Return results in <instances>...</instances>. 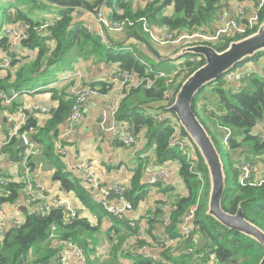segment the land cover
Segmentation results:
<instances>
[{
	"label": "trees",
	"instance_id": "1",
	"mask_svg": "<svg viewBox=\"0 0 264 264\" xmlns=\"http://www.w3.org/2000/svg\"><path fill=\"white\" fill-rule=\"evenodd\" d=\"M225 1L228 0H163L162 2L148 0L142 8L133 10L132 3L128 0H81L84 7L93 12L103 3L124 10L123 15L115 11L112 19L133 20L134 25H127L128 32L142 33L144 29L141 19L145 18L150 26L164 28L166 32L177 36L182 33L207 31L206 29L211 28L212 22L216 20L218 12L224 7ZM42 7L43 5H39L37 0H0V47L3 52L9 49V37L5 33L9 24L21 22L25 26L24 38L15 50L9 52L11 65L6 69L7 76L1 85L4 93L9 94L11 90L21 92L36 89L41 86L38 77L51 75L52 72L75 61L80 55L105 58L116 62L118 69L136 70L141 77L155 80L151 87L143 84L130 90L120 102L116 118L120 122H128L136 135L146 129L148 145L154 146L155 160L159 164L173 160L179 162L180 176L185 183L187 195L180 197L176 202L175 208L168 217L170 223L165 226L164 236L180 238V242L177 246L160 247L161 253L157 255L160 258L159 263L149 256L136 253L135 251L143 245L151 247L158 240L153 232L155 218H151L150 213L147 214L149 217L145 223V234L152 240L149 242L143 238L141 230L144 226L141 222L132 226L129 219L116 217L102 206L94 190L89 189L83 184L84 182H74L69 178L70 173L66 171L67 166L63 163L59 144L63 127L71 114L75 94L68 93L66 89L59 91L52 88L49 91L53 92V100L56 103L50 118L38 125L39 111L33 108L26 109L24 113L27 121L21 127L20 133L33 127V130L29 131L30 139L41 149L40 154L48 160V164L56 167L53 180L59 182L60 188L65 192L74 191L86 209L95 214L98 222L93 225L89 217L80 213L68 219V211L64 208L53 209L45 216L30 209L24 214L22 224L12 226L4 238L0 239V264H59L55 259L59 257L63 245L69 242L77 243L84 249L89 264H119L121 256L132 260V264H259L264 255V247L258 241L237 230L227 228L207 213L210 193L208 169L198 148L181 125L179 137H188L196 153V163L193 168L179 146L172 144L175 137L172 122L176 115L171 113L168 107L174 102L175 97L168 102H171L170 104H165L167 78L158 74L165 72L170 75L176 72L175 83L178 91L182 83L206 63V59L201 55L190 54L180 58L184 59L181 62L172 59L158 60L151 54L150 43L146 44V50L125 43L113 46L111 43L103 42L84 22L76 21L74 14L76 7L61 6L60 12L55 17L38 15L37 8ZM169 7H171L170 13ZM257 16L258 21L252 29L234 36L227 34L225 42L214 47L223 51L232 41L256 32L259 25L264 22V5L257 11ZM44 23H52V25L40 29ZM24 49L35 52L34 58L16 69L17 63L21 62V59H18L22 56L20 50ZM263 58L264 51L258 52L234 68H243L244 65L246 67L247 64L253 63L250 65L252 72L242 81L234 84L226 80L224 74L199 90L194 100V110L213 137L223 157L227 174V188L223 198L224 209L235 213L239 207H242L246 218L264 230V182L242 184L240 171L233 157L234 153L237 154V158L241 154H247L249 159L255 160L257 164H261L260 168L264 169V158H258V155L264 151V141L261 134L255 131L257 123L264 118V70L260 73L256 72V62ZM1 62L2 60L0 65ZM115 78L116 73L113 82H92L86 85L99 88L100 92L105 94L115 86ZM49 81L44 80L43 83L47 85ZM72 83L75 84L74 80ZM13 104L15 105V102ZM209 106L215 107L216 110L209 114L207 110ZM200 112L204 114L209 124L205 118L200 117ZM165 113H171L172 117L163 115ZM219 127H228L232 130L230 149L222 141ZM18 140V137H13L0 153H6L12 160L21 162L26 148L20 147ZM35 157L29 158V165L33 170L36 167ZM144 173L145 165L141 161L134 168L125 193V197L133 204L134 209L149 192L148 185L143 182ZM8 179L10 182L3 187L0 196L1 207L17 206L24 202V180L14 181L10 177ZM113 196L115 197L114 194ZM195 204H198V209L193 220L192 232L185 238L180 232V224L186 212ZM153 213L157 216L162 213V209L158 207L156 213ZM105 218L111 226L103 232L102 225ZM166 219H163L164 222ZM53 225L57 227L58 236L50 239ZM107 247L111 256L108 257V261L101 262L100 256L102 253L105 254Z\"/></svg>",
	"mask_w": 264,
	"mask_h": 264
},
{
	"label": "crops",
	"instance_id": "2",
	"mask_svg": "<svg viewBox=\"0 0 264 264\" xmlns=\"http://www.w3.org/2000/svg\"><path fill=\"white\" fill-rule=\"evenodd\" d=\"M80 1L81 0H71ZM92 1V0H91ZM132 3L133 10H137L143 7L142 0H128ZM256 4L253 0L225 1L224 7L218 12L216 20L212 22V26L206 29L210 33H214L223 27V22L220 20L221 15H225L226 20L238 17L242 21H246V18L251 17L255 13ZM245 10L246 16L240 17V11ZM116 8L113 5L106 4V14L112 18ZM168 12H171L169 7ZM76 21H82L93 31L98 30V24L94 17V12L84 7V3L81 6H76L75 10ZM144 29V28H143ZM166 30L164 28H154L152 26V33L156 38L161 37ZM2 35V33H1ZM230 35V34H229ZM110 43L113 46H119L122 44L135 45L138 49L146 50L147 43L154 48L159 56L151 51L152 56L158 60L171 59L176 52L182 47L176 44H162L159 41L153 39L152 35L145 30L142 33L137 32H117L112 34ZM19 52V51H18ZM21 55L18 59L21 62L17 63L16 69H18L23 63L33 60L35 52L24 49L20 50ZM3 55V49L0 47V61ZM25 57V58H23ZM27 57V58H26ZM184 59H177L181 62ZM253 63L247 64L249 66ZM245 67V65L243 66ZM118 69V64L105 58H99L98 56L86 57V55H80L75 61L64 66L63 68L52 72L51 75L40 76L37 78L40 81L39 87L33 90H23L21 92H15L11 90L8 94L4 93L2 89V82L7 76L6 70H0V95L4 94L7 98L14 96L13 102H8L6 98L0 97V150L6 145L7 138L12 130L13 121L19 118L20 109H32L34 106H55L56 101L53 100V92L49 91L52 88L62 91L66 89L68 93L74 94L75 85L72 81L62 80L64 76L72 71H79L83 75L82 84L94 83V82H107L114 80V74ZM256 72H262L264 70V58L256 62ZM44 80H50L46 85ZM237 82H234L236 84ZM116 86V84H115ZM114 86V87H115ZM117 96L115 93L105 96L91 97L83 108V120L81 125L75 130L74 133L63 136L62 146L64 148V154H62L63 163L66 164V171L70 173L69 178L74 182L83 183L86 177V172L79 169L81 162H86L92 168V170L99 176L103 185L112 184H130L133 175L134 168L143 162L145 165V175L143 182L148 186L147 197L140 202L137 208L134 209V214L138 215L139 221L143 224V238L150 239L145 234V223L147 218L151 214V218H155V228L153 232L157 238H161L165 235L166 227L164 225L165 218L168 219L172 210L175 208L176 202L180 197L187 195V189L185 183L180 176V164L178 161H168L164 164H159L155 160L154 146L148 145V139L146 137V129L141 130L138 134V140L133 146H125L114 138L112 132L105 128L121 127L123 122L117 120L108 112V108L113 104ZM15 102V105L13 104ZM39 116V114H38ZM105 127V128H104ZM106 130V131H105ZM41 152H37L34 161L35 168L32 171V175L39 181L46 185L48 192L51 195L59 196L70 202V206L77 210L82 216L90 218L93 225L97 224L98 219L95 214L86 209L81 201L77 198V194L72 192H65L60 188L59 182L53 180V173L56 171L55 165L48 164V160L44 158ZM247 158V154L243 155ZM141 160V161H139ZM239 163V161L237 162ZM0 170L4 172L6 178L10 177L12 180H20L24 175V166L21 161H14L8 154L0 153ZM156 177L157 180L152 182V178ZM84 184V183H83ZM3 192L2 186H0V196ZM98 197V196H97ZM98 200L100 198L98 197ZM113 203L116 202L113 200ZM23 204V201L17 206H3L5 211L3 218L4 222L8 225L12 224V220L17 217L24 216L23 212L17 207ZM162 209L161 214L156 213L157 208ZM111 226V223L103 220L102 230L103 232ZM179 245V244H178ZM66 247L63 248L59 254V257L55 259L59 264L61 254ZM111 247V246H110ZM136 253L140 255H159L161 253L160 247L152 245L144 250L138 248ZM119 264H132V260L125 257H120ZM63 264H77L74 257L71 255L69 260Z\"/></svg>",
	"mask_w": 264,
	"mask_h": 264
},
{
	"label": "built area",
	"instance_id": "3",
	"mask_svg": "<svg viewBox=\"0 0 264 264\" xmlns=\"http://www.w3.org/2000/svg\"><path fill=\"white\" fill-rule=\"evenodd\" d=\"M253 1L256 4V7H255V13L251 17L246 18V21H242L238 17H234L232 19L226 20L225 15H221L220 20L223 22V27L214 33H210L208 31H197L192 34L182 33L179 36H177L171 32L169 33L166 32L161 37L156 38L152 33V26L149 25L146 19L143 18L141 19V21L144 30L146 32H149L154 40L159 41L162 44H176V45L182 44L183 46L188 44L205 43L214 46L219 43H224L225 35L227 34H230L231 36H234L236 34H243L254 27V25L258 21L257 11L260 8H262V6L264 5V0H253ZM147 2L148 0H142V4L144 5ZM105 10H106V4L103 3L94 12V17L98 24V30L96 31V33L102 39L103 42L110 43L112 34L117 32H123L124 30L127 29V25L130 26L134 25L135 22L128 18L125 20L112 19L105 13ZM116 12L119 15L124 14V10H122L119 7L116 8ZM244 16H246L245 10H241L240 17L242 18ZM49 25H52V23H44L41 25L40 29H45ZM24 27L25 26L21 22H13L10 23L9 26L6 28L5 33L9 37V49L8 51L6 50L3 52L1 58L2 62L0 65L1 70L2 69L6 70L11 65V58L9 52L15 50L18 44L20 43V41L24 38L25 36L23 32ZM251 72L252 69L249 68V66H246L243 68L234 69L226 73L225 78L229 82H238V81H242L245 78V76H247ZM115 73H116V78H115L116 86L113 87V89L110 92L105 94L101 93L99 88H93L89 85L82 84L83 76L79 71L68 73L66 74V76L63 77V79L65 80H74L75 101L72 105L70 117L67 123L64 125L63 132L60 135L61 143L59 144V146L61 147L62 154H64V148L62 146L63 136L74 133L75 130L78 128V126L81 125L84 116L83 108L91 97L97 95L108 97L110 94L115 93L117 98L115 99L113 104L108 108L109 114H111L115 118L116 113L119 110L120 102L127 95V93L130 92V90H132L133 88H138L143 84L146 85L147 87H151L155 83V80H153L152 78L141 77L138 71L136 70L119 68L116 70ZM176 74H177L176 72L170 75H167L165 72H160L158 74V76L160 77L167 78L166 80L167 86L165 90L166 104H170L171 102L170 103L168 102L173 97H176L177 94L176 83H175ZM0 97L1 98L5 97L9 103L14 99V96L7 98L4 94H1ZM172 103L168 107L171 113L172 111L170 110V107ZM32 108L39 111L37 124L40 125L44 121L50 118L53 106L50 107L34 106ZM26 109H20L19 118L16 121H13L12 130L10 132L9 138L6 141V144L9 143L13 137H18L19 139L23 137L25 140L26 150H25L24 158L22 160L25 173L20 179V180H24L23 193L25 194V198L23 204L28 207V210L31 209L32 211H38L43 216L49 214L53 209L64 208L65 210L68 211V215H67L68 219H70L71 217H75L79 212L70 206V202L68 200L63 199L56 195H51L48 192L46 185L32 175L33 169L29 165V158L36 156L38 152V147L29 137V131L33 130V127H30L29 130H26L22 134L20 133L21 127L27 121V116L24 113ZM207 110L210 114L213 111H215L216 108L213 106H209L207 107ZM171 113H165L163 115L167 117H172ZM172 124L175 129V137L172 141V144H177L179 146V149L183 154L187 156V159L190 161L191 166L193 168L195 166L196 160H195V156L189 149V147L193 148L192 142L188 137H184V138L179 137L181 124L177 116L176 118H173ZM105 129L111 131L114 138L125 146H133L138 140L137 135L134 133L131 125L128 122H123L121 124V127L118 128L112 127ZM219 129L222 132V141L225 143L226 147L230 149L231 148L230 141L233 136L232 130L228 127H219ZM255 131L261 134L262 140L264 141V118L259 123H257V125L255 126ZM237 159L239 160V163H237V167L240 171V182L242 184L245 183L257 184L256 182L259 183L264 182V169L260 168L261 164H257L255 160L249 159L248 157L246 158L242 154ZM78 167L79 169L84 170L86 172L84 184L89 189L94 190L98 194L102 206L105 209H107L108 212L112 213L118 218L129 219L130 224L132 226H135L138 223L139 217L138 215L134 214L133 204L125 197V193L129 186L128 184L117 183L112 185H103L100 181L99 176L92 170V168L89 166L88 163L83 161ZM156 180H157L156 177L152 178V182H155ZM9 182L10 180L6 178L4 176V172L0 170V186H2L3 188ZM113 194L115 195V197L113 196ZM110 196H113V198H110ZM113 200L116 202V204L113 203ZM197 209H198V204L193 205L186 212L184 216V220L180 224V232L185 238L188 237L192 232V224L196 216ZM4 214L5 211L3 209V206L2 207L0 206V215L4 216ZM23 218L24 216L13 219L11 225L6 224L3 218H0V239L4 238V236L12 226L21 225L23 222ZM169 223H170L169 219H166L164 222L165 226H168ZM57 231H58L57 227L53 225L49 238L55 239L58 236ZM147 241L151 242L152 240L147 239ZM179 242H180V238H171L169 236H162L161 238L156 240L154 244L159 247H169L172 245L177 246ZM147 247H148L147 245H143L142 247H140V249L144 250ZM71 255L74 257V260L77 262V264H89L85 251L79 244L74 242H69L66 244V247L64 248L61 254V258H60L61 263L63 264L67 262ZM149 257H151L158 263L160 262V258L157 255H149ZM164 264H169V263H164Z\"/></svg>",
	"mask_w": 264,
	"mask_h": 264
},
{
	"label": "water",
	"instance_id": "4",
	"mask_svg": "<svg viewBox=\"0 0 264 264\" xmlns=\"http://www.w3.org/2000/svg\"><path fill=\"white\" fill-rule=\"evenodd\" d=\"M51 1L61 6L76 7L83 4L80 1ZM149 48L159 56L153 47L149 45ZM261 51H264V22L259 25L256 32L240 40L232 41L223 51L205 43L183 45L174 56H171L172 60L194 54L203 56L206 63L182 83L170 110L175 113L182 128L198 148L208 169L210 193L207 213L227 228L250 236L264 247V230L246 218L242 207H239L235 213L224 209L223 198L227 188V174L223 157L213 137L194 110V100L199 90L215 82L227 72L232 71L238 64ZM18 145L22 148L26 146L23 137L18 140ZM17 208L23 213L28 211V207L24 204ZM259 264H264V255Z\"/></svg>",
	"mask_w": 264,
	"mask_h": 264
},
{
	"label": "rangeland",
	"instance_id": "5",
	"mask_svg": "<svg viewBox=\"0 0 264 264\" xmlns=\"http://www.w3.org/2000/svg\"><path fill=\"white\" fill-rule=\"evenodd\" d=\"M61 1H63V0H61ZM160 1L162 2L163 0H160ZM37 2H38L39 5L40 4L43 5V7L41 9L40 8H37V14L40 15V16L50 15V16H54L55 17L60 12L61 6L56 5V3L53 2V1H51V0H37ZM105 12H106V10H105ZM177 46L181 47L182 44H179ZM116 50H119V48H116ZM156 66H158V65L156 64ZM163 67H166V66H163ZM72 72H76V71H72ZM62 80H65V79L62 78ZM65 81H67V80H65ZM68 81H72V80H68ZM205 91H206V89H205ZM164 102L166 104V100ZM199 115H200V117L205 118L207 124H209L208 123V120L206 119V117L204 116V114L202 112H200ZM189 149L191 150V152L195 156L196 153L194 152V149L193 148H190V147H189ZM39 152H41V149L40 148H38V153ZM261 153L262 154L258 155V158L259 159L260 158H264V151H262ZM234 154H235V156L233 155V157H234V159H235V161L237 163L239 160L237 159V154L236 153H234ZM249 156H251V155H249ZM108 249H109L108 247L105 249L106 250L105 251V254L104 253L101 254V256H100L101 262L108 261V257L111 256L110 251Z\"/></svg>",
	"mask_w": 264,
	"mask_h": 264
}]
</instances>
